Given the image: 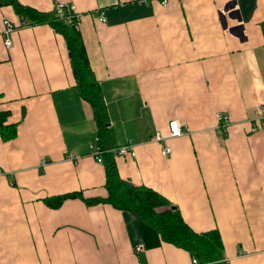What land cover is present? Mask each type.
<instances>
[{"label": "crops", "instance_id": "obj_1", "mask_svg": "<svg viewBox=\"0 0 264 264\" xmlns=\"http://www.w3.org/2000/svg\"><path fill=\"white\" fill-rule=\"evenodd\" d=\"M17 1L73 4L112 138L98 162L63 36L20 26L1 4L0 112L16 128L0 135V264H192L136 213L80 197L45 204L106 197L107 153L121 178L163 195L195 232L217 229L224 264H264V127L250 130L264 101V0ZM216 113L228 116L222 134ZM170 120L181 135L169 136ZM129 142L134 156L112 153Z\"/></svg>", "mask_w": 264, "mask_h": 264}, {"label": "trees", "instance_id": "obj_2", "mask_svg": "<svg viewBox=\"0 0 264 264\" xmlns=\"http://www.w3.org/2000/svg\"><path fill=\"white\" fill-rule=\"evenodd\" d=\"M1 4L11 6L15 14L24 19L21 22L26 25L47 23L54 31L63 36L78 94L92 108L99 145L104 148L102 145L106 140L112 138V131L109 128L101 88L89 63L81 33L75 24L76 21L67 23L64 18L56 15L54 8L49 11H40L21 4L17 0H0ZM5 118L6 113L0 112V135L2 139H8L15 135L16 126L5 125ZM103 157L106 174V197L83 198L78 192H69L52 198H45V204L56 208L65 199L73 197H80L86 205L109 203L122 211L136 213L145 223L157 231L164 242L186 250L191 257L196 258L199 264H224L223 242L217 229L195 232L167 198L145 185H135L121 178L112 154L107 153Z\"/></svg>", "mask_w": 264, "mask_h": 264}, {"label": "built area", "instance_id": "obj_3", "mask_svg": "<svg viewBox=\"0 0 264 264\" xmlns=\"http://www.w3.org/2000/svg\"><path fill=\"white\" fill-rule=\"evenodd\" d=\"M166 0H163V3H165ZM54 10L57 16H59L60 18H64V20L67 23H70L71 21L75 20V24L76 26H78V22H79V15L77 13H75L74 10V6L73 4H66L64 2H57L54 6ZM100 19L104 20V17L102 16V14L100 13ZM4 24H5V32H9L15 29V26H13L12 24H10L7 20H4ZM20 26H25L26 24L24 22H20L19 24ZM4 44L6 46H10L11 45V40L10 39H5ZM216 120H217V128H218V132L219 133H224L227 130V126L229 124V120H228V116L222 113H216L215 114ZM264 127V101L262 102L261 106H260V116L258 117L257 121L252 124L250 130L251 131H256L259 130L261 128ZM168 130H169V136L170 137H176L179 136L183 133V131L185 130V128H182L177 120H170L168 122ZM155 139L157 140H161L162 138L157 134L155 136ZM92 154L94 155V157L96 158V160L98 162H102L103 159L101 157L102 153H103V149L100 147V145L98 144H90L89 145ZM163 154H167L170 152V148L165 146L162 149ZM112 153L119 155V156H134L135 152H134V148L133 145L129 142L123 145H120L116 148H114L112 150ZM42 164H45V160L42 161ZM142 246L141 244H138L136 246V250H141ZM192 264H199L196 260V258H192Z\"/></svg>", "mask_w": 264, "mask_h": 264}]
</instances>
